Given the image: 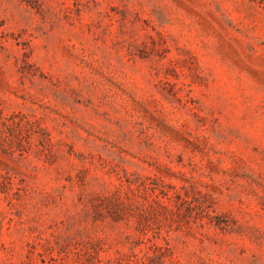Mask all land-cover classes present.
<instances>
[{
    "label": "rangeland",
    "instance_id": "rangeland-1",
    "mask_svg": "<svg viewBox=\"0 0 264 264\" xmlns=\"http://www.w3.org/2000/svg\"><path fill=\"white\" fill-rule=\"evenodd\" d=\"M0 264H264V0H0Z\"/></svg>",
    "mask_w": 264,
    "mask_h": 264
}]
</instances>
